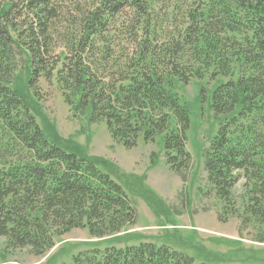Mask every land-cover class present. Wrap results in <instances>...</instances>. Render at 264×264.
<instances>
[{"label":"trees","instance_id":"trees-1","mask_svg":"<svg viewBox=\"0 0 264 264\" xmlns=\"http://www.w3.org/2000/svg\"><path fill=\"white\" fill-rule=\"evenodd\" d=\"M207 76L229 78L212 93L211 108L226 115L206 153L208 183L229 201L246 177L252 214L264 216V0H0V237L40 254L72 228L106 235L137 217L102 162L47 135L28 88L38 95L41 80L56 84L73 111L105 120L128 148L164 134L179 170L190 161V117L167 85ZM64 264L197 263L141 241Z\"/></svg>","mask_w":264,"mask_h":264},{"label":"rangeland","instance_id":"rangeland-1","mask_svg":"<svg viewBox=\"0 0 264 264\" xmlns=\"http://www.w3.org/2000/svg\"><path fill=\"white\" fill-rule=\"evenodd\" d=\"M19 77L25 85V72L20 71ZM228 80L207 76L167 85L190 117L186 141L190 161L179 170L167 162L164 134L149 142L140 135L128 148L112 137L105 120L93 121L89 110L73 111L56 84L41 80L38 95L28 88V101L47 135L102 162L131 198L137 217L106 235L87 227L72 228L55 235L54 244L40 254L30 246H11L7 237H0V264H64L87 249L141 241L183 250L197 264L205 259L211 264H264V216L252 214L255 188L242 177L225 201L208 183L206 153L226 115L217 116L211 108L212 93Z\"/></svg>","mask_w":264,"mask_h":264},{"label":"bare ground","instance_id":"bare-ground-1","mask_svg":"<svg viewBox=\"0 0 264 264\" xmlns=\"http://www.w3.org/2000/svg\"><path fill=\"white\" fill-rule=\"evenodd\" d=\"M46 121V120H45Z\"/></svg>","mask_w":264,"mask_h":264}]
</instances>
